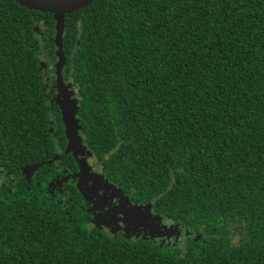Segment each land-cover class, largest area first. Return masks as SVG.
<instances>
[{
    "label": "trees",
    "instance_id": "trees-1",
    "mask_svg": "<svg viewBox=\"0 0 264 264\" xmlns=\"http://www.w3.org/2000/svg\"><path fill=\"white\" fill-rule=\"evenodd\" d=\"M64 20L78 126L101 174L189 236L168 246L86 223H0V264H264V0H94ZM53 37L52 15L0 0V85L41 92L37 56L55 60ZM32 118L9 133L17 166L65 146L62 126L57 145Z\"/></svg>",
    "mask_w": 264,
    "mask_h": 264
},
{
    "label": "flooded vegetation",
    "instance_id": "flooded-vegetation-1",
    "mask_svg": "<svg viewBox=\"0 0 264 264\" xmlns=\"http://www.w3.org/2000/svg\"><path fill=\"white\" fill-rule=\"evenodd\" d=\"M37 27L39 28L40 25ZM41 30L42 26L39 28V32L35 33V36L43 39ZM34 41L35 44L38 43L36 39ZM53 48L55 52L54 44ZM12 54L21 56L17 51L12 52ZM47 54L44 48L43 54L40 53L37 56V67L42 85L41 92L38 94L24 93V81L22 84L21 82L14 84L15 91L12 90L9 82L4 87L0 85V223H86L88 229L98 231L110 238H121L130 242L137 240L154 241L143 237L145 230L136 237L114 233L123 226L124 221H128L132 217V214H129V209L137 203H133L122 194L110 196L111 192L109 190L105 191L109 188L99 187V181H106L100 172V167L98 171L91 167L93 172L102 177L96 184L89 177L83 179V181L77 178L76 175L79 174L77 160H80L87 170L89 168L86 162L89 164V161L95 158L90 151V155L86 153L84 158L79 150L76 151V157L73 156V151L66 153L68 139L64 134L62 117L56 102L58 90L55 64L57 59L56 57L55 60L46 59L45 55ZM3 56L5 58L8 55L4 53ZM72 74L73 68L71 69V66L66 65L65 62L62 69L64 89L72 92L70 99L76 100L77 91ZM28 95L32 97L40 95V100L38 102L33 100L32 103L41 107L26 108L27 101L25 97ZM28 110L33 115L32 119L35 120L33 122H35L37 129L46 132L45 135H50L57 145L61 139L59 131L62 126L65 146L57 155L43 163H32L31 157H29L31 163H27L26 154H24L20 159L23 165L17 166L10 156L9 133L12 130L23 131L26 128L25 121ZM40 111L46 115L47 129L41 124H37L41 121L40 116L42 113L39 116ZM77 118L78 115H76ZM81 132L79 129V135L84 146ZM61 153L66 154L67 161L71 158L73 163L68 165L62 161L60 158ZM36 164L40 165L37 166ZM28 167H36V170L29 173V175H25L22 169ZM87 172L90 171L87 170ZM125 198L128 201L127 203ZM151 211L153 212L152 207ZM153 214L155 213L153 212ZM3 217L6 221L2 219ZM96 223H106L107 226L98 228ZM169 224L175 225L176 223L169 221ZM180 231H182V228H180ZM182 235V232H180L178 237L180 238ZM156 241L158 240L154 242ZM173 241L175 240L173 239Z\"/></svg>",
    "mask_w": 264,
    "mask_h": 264
},
{
    "label": "water",
    "instance_id": "water-1",
    "mask_svg": "<svg viewBox=\"0 0 264 264\" xmlns=\"http://www.w3.org/2000/svg\"><path fill=\"white\" fill-rule=\"evenodd\" d=\"M17 3L20 7L27 9L29 11H35L41 14H50L52 15V19L54 21V37L53 44L56 48L55 56L57 62L55 64L56 69V84L58 90L57 96V104L61 111L62 123L64 126V134L68 139V148L66 153L73 151V156L76 157V151L78 147H80L81 142L79 137L76 135V129L79 128L78 121L76 119V115L78 112V106L76 109V100L72 103L69 100V91L64 89V83L62 80V69L65 65V57L63 53V34H64V17L66 15H70L74 12H78L88 8L94 0H12ZM75 102V103H73ZM75 128V129H74ZM78 162V170L79 174H77V178L79 180H83L87 177L91 178L95 184L102 179V177L98 174L88 173L86 168L81 164L80 160ZM36 170V167H28L22 169V172L25 175H29V173ZM99 187L111 188L115 190V186L107 183V181L101 180L98 183ZM120 192V191H119ZM121 195V192H120ZM126 203L128 202L125 198ZM129 204V203H128ZM149 205V204H148ZM150 206V205H149ZM160 217V216H159ZM176 227V226H175ZM177 228V227H176Z\"/></svg>",
    "mask_w": 264,
    "mask_h": 264
},
{
    "label": "rangeland",
    "instance_id": "rangeland-1",
    "mask_svg": "<svg viewBox=\"0 0 264 264\" xmlns=\"http://www.w3.org/2000/svg\"><path fill=\"white\" fill-rule=\"evenodd\" d=\"M41 27V25H40ZM39 27V28H40ZM38 28V27H37ZM37 32H39L37 30ZM39 40V37H37ZM67 91V89H66ZM69 94L72 95V92H69ZM69 98H71L69 96ZM72 103V99H69ZM75 101V100H73ZM75 103V102H73ZM77 103V102H76ZM76 109H77V104H76ZM75 129V128H74ZM77 132V136L79 137V140L81 142L80 147H78L79 153L82 154V157H86V153L87 155L89 154V150L85 149V147L82 145V138L79 135V128L76 129ZM91 158V156H90ZM90 164V165H89ZM89 164L86 162V165L89 169H87L88 171H90V173H93L94 175L97 174L95 172L92 171V168H94V170L98 171L99 170V166L98 163L95 159H91L89 161ZM91 169V170H90ZM83 181V180H82ZM87 187V185H85ZM92 186V185H90ZM97 189V188H96ZM109 190L110 196L113 195H118L120 194L119 190L115 189L114 191L110 188V189H105V191ZM132 208L135 209H139V213L132 215V217L129 218L128 221H124L123 226L118 228L116 230V232L114 233H118V234H123L126 236H132V237H136L138 235H141L143 232V230H145V233H143V237H147L149 239L152 240H158L156 242L160 243L161 245H178L180 244L187 236H189V232H187L186 230L182 229V231H180L179 225H170L169 224V220L163 219L162 217H159L156 214H153V212L151 211V207L149 205H132ZM107 226L106 223H96V227L98 228H105ZM177 228H176V227ZM147 229V230H146ZM113 232V231H111ZM182 232V236L179 238V233ZM173 239L175 241H173Z\"/></svg>",
    "mask_w": 264,
    "mask_h": 264
},
{
    "label": "snow or ice",
    "instance_id": "snow-or-ice-1",
    "mask_svg": "<svg viewBox=\"0 0 264 264\" xmlns=\"http://www.w3.org/2000/svg\"><path fill=\"white\" fill-rule=\"evenodd\" d=\"M214 3H215V0H212V5L213 6H214ZM200 7L203 8L204 4L201 3ZM139 211H140L139 209L131 208V209H129V214L135 215V214H138Z\"/></svg>",
    "mask_w": 264,
    "mask_h": 264
}]
</instances>
